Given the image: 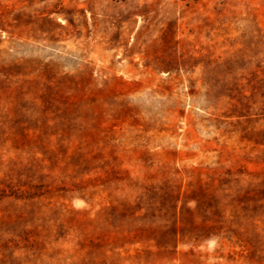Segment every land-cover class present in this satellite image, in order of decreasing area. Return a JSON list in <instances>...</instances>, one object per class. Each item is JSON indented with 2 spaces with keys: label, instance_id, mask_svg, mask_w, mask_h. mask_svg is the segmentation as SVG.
<instances>
[{
  "label": "rangeland",
  "instance_id": "obj_1",
  "mask_svg": "<svg viewBox=\"0 0 264 264\" xmlns=\"http://www.w3.org/2000/svg\"><path fill=\"white\" fill-rule=\"evenodd\" d=\"M0 264H264V0H0Z\"/></svg>",
  "mask_w": 264,
  "mask_h": 264
}]
</instances>
